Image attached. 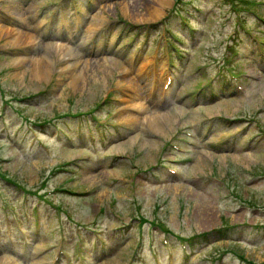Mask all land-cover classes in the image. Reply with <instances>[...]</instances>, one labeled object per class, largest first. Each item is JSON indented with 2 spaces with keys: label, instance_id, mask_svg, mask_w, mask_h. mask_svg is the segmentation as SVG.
<instances>
[{
  "label": "rangeland",
  "instance_id": "obj_1",
  "mask_svg": "<svg viewBox=\"0 0 264 264\" xmlns=\"http://www.w3.org/2000/svg\"><path fill=\"white\" fill-rule=\"evenodd\" d=\"M45 1L6 0L11 16L0 15V46L16 50L13 55L0 54L2 85L9 94L29 96L17 106L18 113L10 110L7 117L17 124L21 116L44 119L62 115L60 113L67 110L71 102L74 109L86 108L104 91L114 88L121 100L108 104L105 111L111 110L120 120L124 126L122 134L127 137L118 143L110 141L106 148L97 150L85 138L52 141L51 150L46 152L36 146L28 148L22 142H8L0 133V156L8 158L1 163L0 170L8 171L16 180L15 185L4 190L9 195L6 194L4 199L17 207L23 199V189L44 188L48 177L52 183L55 181L51 172L57 163L91 153L92 160L85 162L84 169L75 174L76 180L69 183L90 192L89 195L70 197L54 194L45 197L68 208L70 218L76 222L91 223L98 218L103 221L110 247L108 254L96 251V247L88 243V264H121L130 260L138 241L139 226L135 224L132 233L125 238L115 231L122 219L129 221L131 215H143L150 220L155 218L168 228L179 229L177 231L186 237L196 238L198 233L209 232L212 244L207 249H199L190 264H215L211 257L220 252V247L225 249L227 246L238 248L240 253H244V259L230 252L224 264H264V176H261L264 175V140L258 143L252 140L251 134L242 129L246 122L226 120L230 116H255V112L264 108L262 62L247 50L242 58L237 59L234 67L241 74L251 72L253 75L252 78H243V91L217 81L219 95L214 99L203 97L200 103H195L191 95L183 97V94L205 84L207 79L219 77L230 50L229 35L233 34L236 26L230 5L234 1L244 17L254 22L250 12L244 11L250 5L243 4L242 0H183L178 4L179 8L191 10L190 13L182 12L190 14L191 22L197 28L190 32L180 25L174 11L176 0H168L159 16L156 12L160 10L158 0H95L92 9L82 1L84 17L80 30L72 27L74 35L54 32L48 36L40 26L43 23L38 14L39 5ZM191 3L200 10L197 8L193 12ZM260 5H264V0H260ZM259 8L264 15V6ZM165 16H168L167 25L172 32L183 38V47L191 51L190 56L184 57L176 82L166 95L162 94L159 86L157 94L153 98L149 96L151 76L149 72L141 74L140 67L145 57L133 62L131 52L125 49L98 46L95 51H87L84 45L91 38L92 30L105 21L113 20L118 27L124 22L133 24L137 20L155 17L149 20L161 24ZM159 27L153 31L157 33ZM261 31L264 33V26ZM20 32L28 34V39L23 37L20 43H11L21 35ZM75 32L80 35L75 37ZM245 42L249 44L246 37ZM53 45L68 46L72 55L64 56L66 49ZM46 55L52 58L51 70L48 77L40 79L33 73L32 66L44 60ZM104 58L115 60L104 61ZM86 67L89 71L80 73ZM76 75L79 78L74 81ZM129 86L137 88L140 94L128 95L126 88ZM2 100L0 93V106ZM165 115L171 117L167 119L163 117ZM209 116H216L218 120L214 129L205 133L198 121ZM153 117L161 118V128L151 126L147 121ZM258 118L264 123V111ZM189 121L197 122L194 130L197 138L196 145L188 149L187 157L190 159L180 166L182 176H171L162 183L138 177V168L146 169L156 164L161 157L159 150L166 141L179 140L184 145L182 130ZM253 127L256 129L255 125ZM234 138H237L235 144L232 143ZM218 145L222 151L215 149L214 146ZM119 152L131 158L111 164L112 155ZM137 153L142 154L136 157ZM208 177L210 180L206 182ZM114 197L119 200L116 206L111 207ZM163 200V206L155 209ZM139 201L143 204L139 205ZM45 209L42 232L32 238L31 246L20 240L14 248L5 241L0 244V264H48L50 257L41 255L40 250L57 241L59 223L54 208L46 205ZM156 223L155 238L159 240L164 228ZM222 228H226L225 231ZM87 232L90 239L91 231ZM236 234L239 236L231 240L230 236ZM205 257L211 261H205Z\"/></svg>",
  "mask_w": 264,
  "mask_h": 264
},
{
  "label": "bare ground",
  "instance_id": "obj_2",
  "mask_svg": "<svg viewBox=\"0 0 264 264\" xmlns=\"http://www.w3.org/2000/svg\"><path fill=\"white\" fill-rule=\"evenodd\" d=\"M159 2H158V4H159V6H158V8L160 9V10H156V12L158 13V15L157 16H159V15H161L162 14V12H161V10L164 8V6H165V4L168 2V0H158ZM17 6V5H16ZM161 12V13H160ZM157 16H156V19H157ZM153 18V20H154V18L155 17H148L147 18V20L148 19H152ZM142 20H146V19H142ZM5 28V27H4ZM1 30V29H0ZM21 33V32H20ZM26 38V39H28V37H29V35L28 34H25L24 32L23 33H21V35H19V36H16L15 38H14V40H12V42L11 43H20V41H22L24 38ZM31 38V37H30ZM30 40H32V39H30ZM52 44V43H51ZM19 45V44H18ZM53 46H55L56 48H65L66 49V55H64V56H69V55H72L71 53H69V47L67 46V47H65L64 45L63 46H61V45H53ZM63 54V53H62ZM39 59V58H38ZM40 60V59H39ZM115 59H113V58H104V61H110V62H113ZM35 62V61H34ZM96 62V61H95ZM33 63V62H32ZM98 63V62H97ZM76 63H73V65H75ZM101 64V63H100ZM51 65H52V58H50L48 55H46L45 57H44V60H40V61H38L37 62V64H34L32 67V71H33V73L36 75V76H38V78H40V79H43V78H46V77H48L49 76V74H50V70H51ZM104 65V64H103ZM105 69V68H104ZM82 70V72H80V73H83V72H88L89 71V68L88 67H86V68H84V69H81ZM101 70V69H100ZM103 72V71H102ZM104 74V73H103ZM82 75V74H81ZM88 75V74H87ZM83 76V75H82ZM81 77V76H80ZM99 77V76H98ZM105 77V76H104ZM77 78H79V75H76L75 77H74V81H77L76 79ZM84 80V79H83ZM99 80V79H98ZM74 84H76V82H74ZM98 84V83H97ZM164 118L166 117L167 119H169L171 116H169V115H165V116H163ZM160 117H153V118H149V120L147 119V121H149L150 122V125L151 126H154V127H157V128H161L160 127Z\"/></svg>",
  "mask_w": 264,
  "mask_h": 264
}]
</instances>
